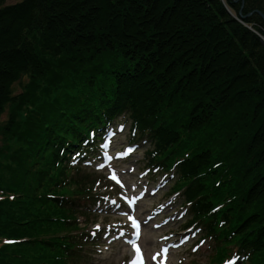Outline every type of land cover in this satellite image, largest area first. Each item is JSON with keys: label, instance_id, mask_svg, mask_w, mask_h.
I'll use <instances>...</instances> for the list:
<instances>
[{"label": "trees", "instance_id": "16d2710c", "mask_svg": "<svg viewBox=\"0 0 264 264\" xmlns=\"http://www.w3.org/2000/svg\"><path fill=\"white\" fill-rule=\"evenodd\" d=\"M6 2L0 190L13 198L0 201V239L18 242L0 264H79L89 181L66 156L78 132L123 113L149 129L151 163L182 159L173 190L223 243L211 262L236 245L264 264V0Z\"/></svg>", "mask_w": 264, "mask_h": 264}, {"label": "rangeland", "instance_id": "374dc122", "mask_svg": "<svg viewBox=\"0 0 264 264\" xmlns=\"http://www.w3.org/2000/svg\"><path fill=\"white\" fill-rule=\"evenodd\" d=\"M17 0H7V4H12L15 3ZM262 38V37H261ZM262 41L264 43V39L262 38ZM30 82L29 77L28 76H22L20 82H17L14 85V91L16 93H23L24 92V88L25 86ZM40 84V83H38ZM45 84V82H44ZM12 107H8L5 109L3 115H2V120L3 122H5L10 114ZM30 109V108H29ZM5 139V138H4ZM128 139V135L127 133L125 135L121 136V140L122 141H127ZM119 143V142H117ZM0 147H3V142L0 141ZM148 146L144 145L141 147L140 151L138 152V154L133 157L128 164L125 165V167L129 166V165H135L138 168V171L142 169V164H143V160H142V156L143 153L145 151V149H147ZM97 189V187L95 188ZM101 191H103V188L100 187L98 188ZM94 191V190H93ZM92 191V192H93ZM81 205H85L86 202L81 201L80 202ZM103 206V205H102ZM101 206V207H102ZM91 207V206H90ZM100 207V206H99ZM86 214L87 216H85V218H79L78 222H79V226L81 228V232H88L90 229H92L93 227H91L90 221H95L97 220L98 222L104 218V226H108L111 223L114 222H118V220H120L119 216V211L115 212L112 211L110 212L109 210H107V208H104L102 213H100L99 215H96L95 213L92 214V212H88V210H86ZM151 228L146 227L145 231H144V235H143V243L145 245V248L147 251H152L153 247L151 248V241L155 239V237L159 234H155L153 232L150 231ZM80 241H82V239L79 237L78 238ZM100 247L97 249L95 246L90 248L89 251V247L88 245L84 246L83 252H82V256L81 257V261H79V264H124L125 260L128 258L124 256L126 255V250L121 246V244L115 243L112 245H108L107 241L102 239L101 243H100ZM109 247L111 248L109 251L105 252L104 248ZM89 252L92 254H89ZM214 254V249H213V244L209 241L207 242L199 251L198 253H196L195 255H191V254H183L182 251L179 252V256L176 258H172V262L173 264H207L209 258ZM191 256V257H190ZM182 257H184V259L182 260ZM179 259H181L179 261Z\"/></svg>", "mask_w": 264, "mask_h": 264}, {"label": "snow or ice", "instance_id": "6c2138e0", "mask_svg": "<svg viewBox=\"0 0 264 264\" xmlns=\"http://www.w3.org/2000/svg\"><path fill=\"white\" fill-rule=\"evenodd\" d=\"M134 251L137 253V254H139V248H134ZM131 264H137V261L136 260H133L132 262H131ZM139 264H143V261H142V259L140 260V262H139ZM228 264H233V262H228Z\"/></svg>", "mask_w": 264, "mask_h": 264}, {"label": "water", "instance_id": "95a60500", "mask_svg": "<svg viewBox=\"0 0 264 264\" xmlns=\"http://www.w3.org/2000/svg\"><path fill=\"white\" fill-rule=\"evenodd\" d=\"M235 1H237V0H235ZM259 14V16L261 17V18H263V20H264V16L261 14V13H258Z\"/></svg>", "mask_w": 264, "mask_h": 264}, {"label": "bare ground", "instance_id": "6f19581e", "mask_svg": "<svg viewBox=\"0 0 264 264\" xmlns=\"http://www.w3.org/2000/svg\"><path fill=\"white\" fill-rule=\"evenodd\" d=\"M216 240H218V239H216ZM218 241H220V240H218ZM235 252H236V248L233 249V254H235Z\"/></svg>", "mask_w": 264, "mask_h": 264}]
</instances>
